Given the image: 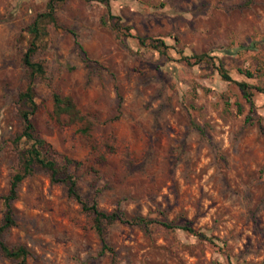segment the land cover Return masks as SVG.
Masks as SVG:
<instances>
[{
	"label": "rangeland",
	"instance_id": "1",
	"mask_svg": "<svg viewBox=\"0 0 264 264\" xmlns=\"http://www.w3.org/2000/svg\"><path fill=\"white\" fill-rule=\"evenodd\" d=\"M46 1L0 0V225L28 145L16 139L26 29ZM32 59L49 156L84 201L144 220L103 222L102 251L92 214L33 166L0 232L25 264H264V91L250 104L232 81L264 89V0H59ZM55 93L82 122L52 114ZM0 264L15 262L0 252Z\"/></svg>",
	"mask_w": 264,
	"mask_h": 264
},
{
	"label": "trees",
	"instance_id": "2",
	"mask_svg": "<svg viewBox=\"0 0 264 264\" xmlns=\"http://www.w3.org/2000/svg\"><path fill=\"white\" fill-rule=\"evenodd\" d=\"M58 1L59 0H47L44 10L35 14L26 29L30 38L28 45L22 53L21 60L27 69V83L23 90L18 93V100L23 104L22 108L18 109V115L22 122V130L16 139L19 140L23 137L24 141L28 142V145L19 152V170L11 176L7 192L1 197L4 211L2 223L0 225V232L13 223L11 216V202L16 197L18 183L22 178L30 174L33 166H39L49 172V178L51 181L64 183L66 185L67 195L75 200L82 210L88 211L92 214V228L100 241L101 250L110 251V248L106 245L103 237V222L119 221L124 223H137L142 222L144 219L140 216H135L132 219H125L120 211L114 210L106 212L98 208L94 201L90 203L84 201L76 189L74 177L58 168L54 159L51 155L49 156V145L35 133L31 120V115L36 109V103L34 101V80L44 72L42 62L33 60L32 55L36 50L38 40L46 34V24L54 23V9L55 4ZM139 41L142 42V39H139ZM159 42L161 45L163 44L162 41ZM204 56L205 53H198L189 56L184 55L183 58L185 61L189 62V58L192 57L194 58L193 62H195L202 59ZM216 68L223 80H232L224 70L220 61H217ZM249 74L248 71H244L245 76H250ZM232 81L237 85L243 97L250 104H252V96L255 92L264 91L263 88L252 86L243 80ZM52 114L55 117L63 115L68 123L82 122L84 119V115L80 113L70 97H60L56 93L52 95ZM79 130L82 133H87L88 125L80 127ZM160 224L163 226H169V224L165 222H160ZM179 228L197 234L198 236H203L201 233H197L187 225H180ZM0 252L4 257L13 260L15 264H25L26 256L28 254L24 245L19 244L8 246L1 239Z\"/></svg>",
	"mask_w": 264,
	"mask_h": 264
}]
</instances>
